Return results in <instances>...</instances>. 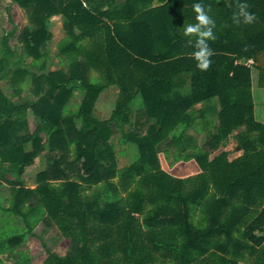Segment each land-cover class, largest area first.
<instances>
[{"label": "trees", "instance_id": "1", "mask_svg": "<svg viewBox=\"0 0 264 264\" xmlns=\"http://www.w3.org/2000/svg\"><path fill=\"white\" fill-rule=\"evenodd\" d=\"M12 1L34 18L20 36L31 64L14 59L13 31L1 39L9 92L0 85V189L11 192L0 212L17 216L10 223L23 231L0 240V260L51 219L71 247L61 253L42 242L32 256L19 249L15 264H264V121L253 94L264 88V0ZM196 3L216 25L206 71L188 45L195 37L183 34L196 23ZM240 3L255 22L233 21ZM54 15L62 17L57 55L67 67L52 70L45 57ZM30 84L33 96L23 95ZM111 85L119 95L101 118L97 101ZM76 91L83 97L73 110ZM138 97L143 105L134 107ZM210 113L211 149L238 131L240 156L211 158L187 135ZM117 133L137 146L133 162H119ZM46 149L51 165L35 187L24 184L26 166ZM170 150L196 161L194 173L165 169L160 155Z\"/></svg>", "mask_w": 264, "mask_h": 264}, {"label": "rangeland", "instance_id": "2", "mask_svg": "<svg viewBox=\"0 0 264 264\" xmlns=\"http://www.w3.org/2000/svg\"><path fill=\"white\" fill-rule=\"evenodd\" d=\"M33 18L34 15L32 16L28 9L20 7L12 0H0V55L2 52V45H1L2 37L5 34L11 33L13 31L10 37V44L16 51L14 59H17L18 64L21 65L31 64L32 59L27 57V55L25 54L23 44L20 40V36L25 26L33 22ZM49 29L53 37L47 44L48 54L45 57L46 62L48 64L47 67L52 70L59 69L62 66H65L66 68L67 63L61 62L60 58L57 55L58 44L64 37L63 22H62V17H60V15L52 16L49 22ZM32 69L35 72L36 71L40 72L39 67L36 65H34ZM0 85L4 88V90L9 92L6 79L0 80ZM30 86L31 84L27 86V88L23 92V95L33 96V93L29 90ZM34 86H35V82H33L32 84V87ZM109 90L110 89H108V91ZM110 91L111 92L108 97V100H110V102L105 103L102 98L99 100L100 101L99 103L97 102L96 111L98 112V114H101L103 112L111 114L112 110L114 109L116 102L115 100L118 98V96H116L117 94L114 92L113 89ZM80 92L77 94V97L68 106V108L73 110L78 108L81 97L83 96V94H81L82 92L81 93ZM253 94H254L255 102L257 104L256 106L258 108L259 119L264 121V88L254 86ZM142 101H143L142 98L138 97L137 99H135L133 106L138 107L143 105ZM196 107H201V104H197ZM213 116H214L213 113L207 114L208 120L211 119L209 123H207L204 119L203 120L200 119L198 125L194 128L193 127L190 128L189 131L195 135L199 146L205 148L209 147L208 149L211 151V155L218 154L220 151L225 150L231 154L230 157L238 156V154L243 152L242 149H239L238 141L236 140L235 137V134L238 131H236L234 134H232L229 137L226 144H222L214 150L211 149L210 144L208 142L209 140H211L210 132L213 131L214 129V123L212 120ZM34 128L35 125L31 124L30 131H33ZM112 141L115 144V149L119 152L118 159L121 164L124 163L126 164V162L127 163L133 162L135 159L138 158L139 151L137 146L133 143H126L122 141L121 133L115 134L113 136ZM43 153L41 154L44 155L43 158L41 159L39 158V161H37V163H32L26 166L25 172L22 176L24 184L29 186H34L38 172L51 165L49 150L46 149L44 150ZM160 157L162 160L163 167L177 176H180V174L183 175L186 169L187 171L185 173L190 175V173H193L195 170V168H192L194 167L193 165L197 164L196 161H194L193 159H185L186 158L185 155H182L180 158L176 159L175 150H170L167 154H161ZM179 162H181V168H178ZM10 192H11V187L9 185H4L0 189V199L1 202H3L5 205H9L8 197L10 195ZM122 196H126V195H124L123 192H120L118 194V197H122ZM11 219L12 216L7 214L3 215V212L2 211L0 212V240H2L7 236L13 235L14 233H19L23 231L22 228L18 227L17 225H12L10 223L12 222L13 224H18L19 223L18 217L15 216V218H13L12 220ZM47 228H49L50 231L48 230L46 232L45 230ZM34 233L38 236V238H30L21 244L15 245V252L12 254H10L9 252L4 253L0 260V264H15L18 258L21 257L20 254L18 256V254L16 253L17 251H19V249H23L25 252H28V254L32 256L37 251V249L43 250V247L41 246L42 242H45L48 245V247L51 249L58 248L61 253L66 252L71 247L70 243L69 245H64L62 247H59L60 245L59 242L64 236L62 235L58 226L54 222H52L51 219H47L45 221L39 222V224L36 225V227L34 228ZM51 235H55V237L59 239L58 240L51 239ZM66 241L69 242L68 240ZM39 262L40 259L36 257L35 260L31 261V264H39ZM242 264H251V262L245 261L242 262Z\"/></svg>", "mask_w": 264, "mask_h": 264}, {"label": "clouds", "instance_id": "3", "mask_svg": "<svg viewBox=\"0 0 264 264\" xmlns=\"http://www.w3.org/2000/svg\"><path fill=\"white\" fill-rule=\"evenodd\" d=\"M247 3L238 4L239 11L233 15V21L240 24H252L257 19L254 13L248 11ZM193 10L196 13V23L187 24L184 26L183 34L186 37H195V42L192 39L188 40V45L194 47L192 53L193 58L197 61V67L201 71H206L211 66V57L214 55L213 50L209 46L208 41L216 39L214 29L215 21L208 15L204 5L196 3L193 5ZM210 11V8L208 9Z\"/></svg>", "mask_w": 264, "mask_h": 264}, {"label": "crops", "instance_id": "4", "mask_svg": "<svg viewBox=\"0 0 264 264\" xmlns=\"http://www.w3.org/2000/svg\"><path fill=\"white\" fill-rule=\"evenodd\" d=\"M161 3V0H154L153 1V5L154 6H156V5H158V4H160ZM108 89H110V90H114V92L117 94L116 96H118V94H119V87L117 86V85H111V86H109V87H107L106 89H104L102 92H101V94H100V96H99V98H98V103L100 102L99 100L102 98L103 99V101L106 103V102H110V100H108V97H109V94H110V90L108 91ZM80 91H76V95L73 97V99H72V101H71V103L75 100V98L77 97V94L79 93ZM81 93V92H80ZM82 94V93H81ZM83 97V96H82ZM82 97H81V100H80V102L82 101ZM104 98H105V100H104ZM117 100V99H116ZM115 100V101H116ZM103 102V103H104ZM97 109V108H96ZM95 112H96V115L97 116H99V117H101V118H106V117H108L110 114H108V113H105V112H103V113H101V114H98V112L95 110ZM192 128V127H191ZM194 128V127H193ZM190 128L187 130V135L188 136H190V137H193V139L196 141V143H197V145H198V141H197V138L195 137V135L194 134H192L190 131ZM199 146V145H198ZM199 147H201V146H199ZM44 152V151H43ZM42 152V153H43ZM41 153V154H42ZM39 155V157H37V161H39V158L41 159V158H43V156L44 155ZM44 154V153H43ZM242 153H240V154H238V156H240ZM214 155H211L210 154V157L212 158ZM231 156V154L228 152V158H229V160H232V159H234V158H236V157H238V156H235V157H230ZM37 161H36V163H37ZM194 173V172H193ZM190 174H192V173H190ZM189 175V174H188ZM183 176H185L184 174H183ZM36 186V182H35V185L34 186H31V187H35ZM49 230V228H47L45 231L47 232ZM50 231V230H49ZM45 232V233H46ZM63 237V236H62ZM51 239H59V238H56L55 237V235H51ZM59 247H62V246H64V245H69V242H67L66 240H65V238L63 237L61 240H60V242H59ZM248 261V260H247ZM244 262V261H243Z\"/></svg>", "mask_w": 264, "mask_h": 264}]
</instances>
